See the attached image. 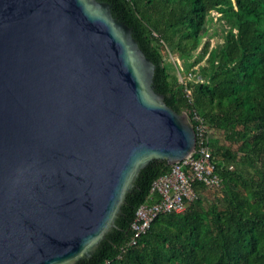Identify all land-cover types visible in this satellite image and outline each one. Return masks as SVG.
<instances>
[{"label":"water","instance_id":"obj_1","mask_svg":"<svg viewBox=\"0 0 264 264\" xmlns=\"http://www.w3.org/2000/svg\"><path fill=\"white\" fill-rule=\"evenodd\" d=\"M155 64L102 0H0V264H75L140 170L195 150Z\"/></svg>","mask_w":264,"mask_h":264},{"label":"trees","instance_id":"obj_2","mask_svg":"<svg viewBox=\"0 0 264 264\" xmlns=\"http://www.w3.org/2000/svg\"><path fill=\"white\" fill-rule=\"evenodd\" d=\"M102 1L155 64V90L203 127L221 186L193 181L185 210L159 213L132 243L137 207L170 169L150 162L75 264H264V0Z\"/></svg>","mask_w":264,"mask_h":264},{"label":"built area","instance_id":"obj_3","mask_svg":"<svg viewBox=\"0 0 264 264\" xmlns=\"http://www.w3.org/2000/svg\"><path fill=\"white\" fill-rule=\"evenodd\" d=\"M196 135L194 152L180 161L170 164V169L151 183L147 199L140 204L131 221V242L143 234L151 221L162 212H182L186 203L196 197L192 183L195 180L209 187H220L221 178L215 173L210 150L201 125L193 127Z\"/></svg>","mask_w":264,"mask_h":264},{"label":"rangeland","instance_id":"obj_4","mask_svg":"<svg viewBox=\"0 0 264 264\" xmlns=\"http://www.w3.org/2000/svg\"><path fill=\"white\" fill-rule=\"evenodd\" d=\"M171 59H172V58H171ZM166 61L169 62L168 60H166ZM167 66H168L169 69L171 68L169 64H167Z\"/></svg>","mask_w":264,"mask_h":264}]
</instances>
